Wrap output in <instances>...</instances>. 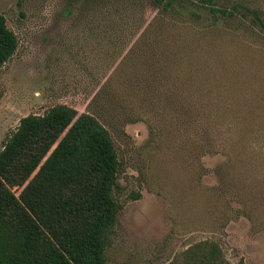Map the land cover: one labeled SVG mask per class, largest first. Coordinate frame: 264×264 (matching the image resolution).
I'll return each mask as SVG.
<instances>
[{
  "label": "rangeland",
  "instance_id": "rangeland-1",
  "mask_svg": "<svg viewBox=\"0 0 264 264\" xmlns=\"http://www.w3.org/2000/svg\"><path fill=\"white\" fill-rule=\"evenodd\" d=\"M82 2L0 0L18 39L0 149L23 117L88 113L119 161L107 264H182L201 242L264 264V0Z\"/></svg>",
  "mask_w": 264,
  "mask_h": 264
},
{
  "label": "trees",
  "instance_id": "trees-1",
  "mask_svg": "<svg viewBox=\"0 0 264 264\" xmlns=\"http://www.w3.org/2000/svg\"><path fill=\"white\" fill-rule=\"evenodd\" d=\"M94 1L106 0L82 3ZM181 1L153 0L164 12ZM17 47L0 14V68ZM118 169L111 136L94 116L57 105L21 118L0 149V264H107L122 209L113 195ZM182 264L231 263L218 246L201 242Z\"/></svg>",
  "mask_w": 264,
  "mask_h": 264
}]
</instances>
